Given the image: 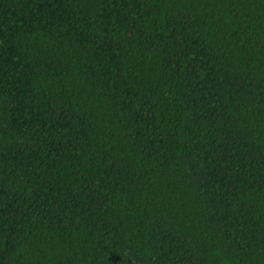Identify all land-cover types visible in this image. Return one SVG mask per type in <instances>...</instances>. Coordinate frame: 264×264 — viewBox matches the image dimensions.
<instances>
[{"label": "trees", "instance_id": "obj_1", "mask_svg": "<svg viewBox=\"0 0 264 264\" xmlns=\"http://www.w3.org/2000/svg\"><path fill=\"white\" fill-rule=\"evenodd\" d=\"M0 264H264V0H0Z\"/></svg>", "mask_w": 264, "mask_h": 264}]
</instances>
